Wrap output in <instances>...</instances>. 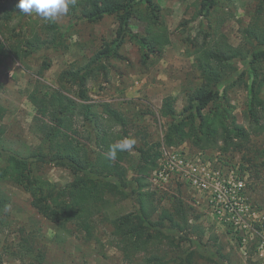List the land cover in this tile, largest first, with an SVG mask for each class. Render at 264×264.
<instances>
[{
	"label": "trees",
	"instance_id": "trees-1",
	"mask_svg": "<svg viewBox=\"0 0 264 264\" xmlns=\"http://www.w3.org/2000/svg\"><path fill=\"white\" fill-rule=\"evenodd\" d=\"M254 1L248 23L240 27L241 41L233 45L219 24L213 22L218 0H199L195 16L206 17L207 24L186 38L199 82L187 92L180 112L169 101L162 102L159 113L169 118L162 141L135 145L136 156L124 151L109 159V145L130 137L136 122L108 101H90L88 80L101 69L106 70L105 60L117 56L126 40L139 46L144 60L150 55L160 56L169 43L164 10L154 0H76L72 10L89 22L114 16L115 37L105 41L82 65L61 71L57 86L36 92L31 131L40 142L25 153L0 144V156L7 161L0 167V181L12 180L21 185L36 211L62 227L110 208L118 200H133L132 211L111 220L114 244L125 264H194L203 232L192 225L195 234L188 235L191 207L174 195L170 207L162 208L155 216L153 200L157 190L148 187V177L162 145L188 141L201 150L232 155L248 147L251 131L264 127V0ZM6 16L10 17V13ZM131 19L144 23L142 33L130 28ZM47 29L48 38L34 35L24 40V46L0 39V64L9 55L22 59L32 51L55 45L56 24L50 23ZM236 62L241 63L242 69ZM239 86L248 91L243 117L249 128L238 122L233 113L229 91ZM242 158L246 160V156ZM44 164L67 168L72 180L58 185L37 176L38 167ZM8 205V196L0 190V218ZM184 241L191 246L184 248ZM163 244L172 253L154 251ZM18 247L23 260L27 256L43 259L44 254H35V247L25 237ZM216 254V264H229L219 248L211 251V255Z\"/></svg>",
	"mask_w": 264,
	"mask_h": 264
},
{
	"label": "rangeland",
	"instance_id": "rangeland-1",
	"mask_svg": "<svg viewBox=\"0 0 264 264\" xmlns=\"http://www.w3.org/2000/svg\"><path fill=\"white\" fill-rule=\"evenodd\" d=\"M163 11L165 30L169 37L160 56L142 58V51L132 40H126L117 56L105 60L106 70L101 69L96 77L88 80L87 95L90 101L110 102L129 118H134V129L129 135L136 145L162 141L169 118L163 117L159 109L164 100L169 101L180 112L185 97L199 82L193 57L188 54L186 43L189 35L207 24L206 17L199 15V0H154ZM18 0H0V39L24 46V40L34 35L45 39L50 35L47 26L56 24V44L32 51L22 59L9 55L0 64V144L11 151L25 153L40 142L39 136L31 131L36 111V92L57 86L61 71L85 63L97 52L105 41L115 37L117 21L106 15L98 22H89L78 11L70 7L69 13L54 21H44L35 15H25L16 7ZM254 0H218L214 24L226 34L233 45L241 41L240 27L246 25L254 7ZM10 13V17L6 16ZM231 13V16H227ZM143 22L130 20L134 32H143ZM45 64L48 66L45 68ZM242 69L241 63L236 62ZM246 77V75H245ZM248 91L235 87L229 91L238 122L249 128L243 117ZM183 145L187 151L200 150L188 141ZM177 146V145H175ZM210 151V150H209ZM136 156V150L130 151ZM233 161L242 163L248 172L246 193L252 208L264 216V127L251 131L248 147L232 155ZM246 156V160L242 158ZM7 161L0 156V167ZM37 176L58 185L72 180L71 172L64 167L44 164L38 167ZM149 180V179H148ZM157 190L153 205L156 213L169 208L172 196H180L191 207L188 214V235L195 234L191 227L203 232L202 245L195 254L194 264H216V249L226 256L229 264H260L257 253L258 237L252 239L243 232L234 231L223 225L208 211L204 202L197 200V194L188 187L170 185ZM0 190L9 198V205L0 218V264H125L120 250L115 246L111 220L120 213L134 209L133 200H118L110 208L100 210L78 222L65 227L43 217L31 205L26 190L12 180L0 181ZM159 195H166L160 197ZM27 238L35 247V254L42 252L43 259L27 256L21 258L18 244ZM184 248L191 246L182 242ZM160 254L172 251L163 244Z\"/></svg>",
	"mask_w": 264,
	"mask_h": 264
},
{
	"label": "built area",
	"instance_id": "built-area-1",
	"mask_svg": "<svg viewBox=\"0 0 264 264\" xmlns=\"http://www.w3.org/2000/svg\"><path fill=\"white\" fill-rule=\"evenodd\" d=\"M160 153L148 177L152 187L191 189L220 223L243 232L244 242L246 235L258 237L257 253L264 264V216L252 208L247 197L248 172L242 163L218 150L187 151L182 144L162 145Z\"/></svg>",
	"mask_w": 264,
	"mask_h": 264
},
{
	"label": "clouds",
	"instance_id": "clouds-1",
	"mask_svg": "<svg viewBox=\"0 0 264 264\" xmlns=\"http://www.w3.org/2000/svg\"><path fill=\"white\" fill-rule=\"evenodd\" d=\"M76 0H18L16 7L25 15H35L44 21H54L58 17L69 13ZM136 145V140L124 137L109 145L107 158L115 159L118 152L131 151Z\"/></svg>",
	"mask_w": 264,
	"mask_h": 264
}]
</instances>
